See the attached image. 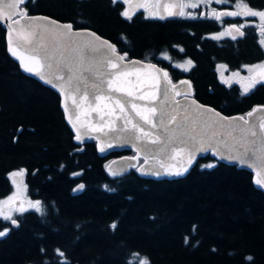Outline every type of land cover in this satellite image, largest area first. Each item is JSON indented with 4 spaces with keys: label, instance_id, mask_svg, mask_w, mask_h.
<instances>
[{
    "label": "trees",
    "instance_id": "1",
    "mask_svg": "<svg viewBox=\"0 0 264 264\" xmlns=\"http://www.w3.org/2000/svg\"><path fill=\"white\" fill-rule=\"evenodd\" d=\"M66 1L43 0L58 8ZM84 3V15L103 28L120 23L104 4ZM260 3L254 7L261 11ZM212 24L193 22L192 35L182 24L133 28V52L174 41L185 47L180 56L186 57L192 47L195 65L173 69V79L187 77L199 102L243 115L264 104V80L257 77L242 94L239 85L218 79L215 63L233 69L258 60L261 46L254 36L200 40L199 32L214 30ZM114 155L99 156L93 139L73 140L57 94L21 72L0 24V199L12 188L8 173L26 169L27 195L45 208L43 215L16 214L18 226L0 218V231L9 229L0 237V264H264V193L253 186L251 172L207 154L175 179L143 177L134 168L111 176L105 165ZM207 164L215 167H201ZM78 183L84 187L74 192Z\"/></svg>",
    "mask_w": 264,
    "mask_h": 264
},
{
    "label": "snow or ice",
    "instance_id": "2",
    "mask_svg": "<svg viewBox=\"0 0 264 264\" xmlns=\"http://www.w3.org/2000/svg\"><path fill=\"white\" fill-rule=\"evenodd\" d=\"M2 2V0H0ZM115 3L116 0H113ZM125 3H129L130 0H124ZM27 3V0H7L6 3H2V6H0V18L7 17V21H12L11 23H8V30H9V37H8V43H9V51L11 54L15 57H17L20 60L21 67L24 69V71L32 73L36 75L40 80L44 81L47 84H50L54 88H59L61 91V94H65V90L72 91L75 90L77 93L81 91L79 85V82L83 79L82 75V69L76 67L73 65V63L68 60L66 57L61 54L59 59L55 58L54 52H49L48 47L46 44L43 43V40L45 38V33H51L57 31V29L52 28L48 25H39L35 23V18H28L27 11L25 8L20 7L22 5H25ZM229 4L230 0H178V2H172V3H166L164 4V8L166 10L167 16H187L190 18H196L193 13L186 12L185 9L192 8L196 9L200 7L201 4H204L205 6H210L211 4ZM143 7V5H141ZM236 10L232 11H217L216 9H212L211 12L207 13H200V16H207L208 18H214L216 20H221L224 16H230V17H259L262 21L261 24V34L264 35V10L256 11L253 10L247 3L242 2V0H237L236 5L234 6ZM5 9H7V12H5ZM121 15L131 18L129 15V12L125 10L121 13ZM13 16H20L21 19L14 20ZM161 19H164V16H160ZM6 21V22H7ZM52 24H55L56 22H51ZM19 26V27H17ZM247 23H242L239 26L236 24L231 25V29L235 30L239 35L243 36L244 32L242 29L247 27ZM60 31V36L65 39H71L74 36L81 35L80 33L72 32V25H61L58 26ZM64 30H67L66 32ZM15 31L17 33L15 41L12 39V32ZM224 33H221L220 35H223ZM90 36L94 37L95 39H90L83 41L76 51H87L92 59L93 63L97 66V71L100 67H102L105 63H107L111 68V73H105V72H99V80L98 82H95L91 85V88L93 89V94L96 92H104L105 89L103 87L104 85V76H110L113 77L112 79H108L107 84L108 88L110 89L108 99L115 101V107L119 108V111L123 114L122 119H125V129L127 128L128 124H131L133 132H130L128 136H126L123 140L124 143H132L135 145L136 141H143L148 139L150 136L153 138L148 140L147 144H143L142 147L145 149L146 153L150 152L151 149L149 148V145H161L163 144L164 148H168L172 146V141L176 138L175 136V129H170L168 127L169 124L175 123L177 127H180L177 115H174L170 112L165 111V105L171 104V101L173 97L169 96V85H171V91L175 92V95H180L181 93L179 91H176L177 86L172 83L169 74L167 71H164L163 69L157 68L154 64H147L145 67L152 69L155 73L154 76H151V86L155 87L157 91L162 93L163 99L159 101L161 107L160 111L157 112L155 108L148 107L147 104H134L132 103V109L136 112V115L140 117V119L144 122V124H150L152 128H157L158 126L163 128L166 133H168V136L166 139L162 140L160 136L153 135L152 132L149 130H146L145 127L140 124L138 121L134 122L130 118H126L129 114L127 113L126 106L131 103V101L128 99V97L132 96L133 93L129 89L123 86V77L127 76L128 73L121 71V69H127L133 65H135L137 62L130 61L129 63H121L126 60L127 53L124 55H119L117 53V49L114 45L108 44L107 41H101L99 37H96L95 33H90ZM214 38H219L214 37ZM233 39H236L235 36L232 37ZM99 41V43H97ZM16 43L18 47H24L26 50L30 51L32 53L31 56L28 57V60L30 63L26 64L24 58L21 56H18L17 51L15 48L12 47L13 43ZM261 44L264 45V40H261ZM165 59H170L167 55V53H162ZM83 56L80 57L79 63H83ZM115 61V62H113ZM187 65L190 67L192 65V61L188 60L185 62V64L177 65L178 67L183 68L185 71L188 70V67H185ZM252 68H261L264 69V63L260 65H253ZM89 71H92L93 69L90 67L88 69ZM251 70V69H250ZM162 74V75H161ZM234 75H238V73H235ZM260 79L264 80V72L260 74ZM258 81L256 79H252L251 82L247 85H241L243 89L242 94H247L257 83ZM181 84H188L187 81H182ZM85 85H87V81L85 80ZM190 86V85H189ZM85 93L87 95V88H85ZM114 93H126V95L116 97ZM185 95V111L195 105V111L197 113V116L192 120L191 128L186 129L182 135H187L189 137V141H191V146L188 150V160L187 165L190 167L194 161L197 158V153H203L207 151H211L214 156L218 157L221 160H227L229 162L237 161L242 166H247L248 168L256 170V179L254 180V183L260 186H264V145L261 146L259 151L256 149H249L246 148L244 153L240 154L237 153L233 155L234 148L233 146L228 145L226 142H216L212 143L213 139L217 135L216 132H212L211 135L204 139L201 135V138L197 140V134H193L196 128L197 121H201L202 126L205 129H210L214 125L219 124L220 127H227L230 125L231 122L236 120H242L245 125H248L246 129H242L243 132H245V135L250 134L251 136L255 137L257 136V132L255 131L256 124L250 122L249 120H246L244 117H232V118H220L219 113H214V110L212 109H205L203 106L198 105L195 100H192L191 103H187V97L188 93H184ZM102 96H96L97 100L103 99ZM136 99L141 101H155L157 99L156 93H146L145 95H140L136 97ZM75 103V101H74ZM181 106L180 101L175 102V109H179ZM99 107V106H98ZM115 111V108L113 109ZM260 111V108L254 107L250 112H248L246 115L248 117L253 116L254 113ZM65 113H68V108L65 106ZM214 113V114H213ZM159 117V125L155 122L153 117ZM219 118V119H218ZM185 120L188 119V116L185 115ZM167 120V123H166ZM225 121H228L229 123L226 124ZM69 122L71 123V119H69ZM73 127L75 128L76 125L73 124ZM259 127L264 130V116L260 117V124ZM122 131L124 129H121ZM136 133H139L137 135ZM230 135V133H228ZM77 140L81 139V136L79 132L76 136ZM235 139V138H234ZM189 141H181V144H184L187 146L189 144ZM221 143H224V147L228 149L227 152H224L221 150ZM254 143V142H253ZM112 145H107V147H111ZM105 149L102 147L100 148V151H104ZM163 150V149H162ZM183 149H179V152H182ZM249 152H251V155L249 156ZM131 159H136V157H132ZM172 159H175V157H172ZM145 163H147V157L145 159ZM160 167L164 169V172L160 171H152L153 175L161 176L163 174L168 175H176L180 176L183 175L185 172L188 171V167H185L181 165L180 167H174V166H166L163 162L160 163ZM201 167H207L212 168L215 167V164H207L202 165ZM170 168H173L174 170H170ZM24 169H20L18 172H13L10 174V176L13 178V185H17V181L15 177L22 176L24 174ZM151 171V170H150ZM78 175V173H77ZM112 175H117V173H112ZM79 188H83L84 185H79ZM75 191V189H74ZM27 189L25 186L24 189V195H26ZM21 191L19 187H16V190L9 195L5 199H0V217H3L4 220L11 221V224L14 226H18L17 219L15 218L16 214H23L25 212H28L29 210H34L41 215L44 214L45 208L41 201L36 200H27V207H25L24 201L21 200ZM20 200L19 206H17L16 202ZM111 227L114 229L116 227L115 222L111 225ZM9 229H4L3 231H0V237H3L7 234ZM185 242L187 243V238L185 239ZM41 251H44L43 249ZM57 253L59 256L63 257L64 253L61 252L59 249H57ZM249 260H251V257H248ZM140 264H147L146 259H141Z\"/></svg>",
    "mask_w": 264,
    "mask_h": 264
},
{
    "label": "water",
    "instance_id": "3",
    "mask_svg": "<svg viewBox=\"0 0 264 264\" xmlns=\"http://www.w3.org/2000/svg\"><path fill=\"white\" fill-rule=\"evenodd\" d=\"M6 2L7 0H2V2H0V6H2V3H6ZM5 12H7V9H5ZM27 16L28 18H35L36 24L48 25L52 28L57 29V31L55 32L45 33V38L43 40V43L47 45L49 52H54L56 59H59L61 54H63V56L66 57L68 60H70L74 66L82 69L83 79L79 82L78 85L81 91L77 93L75 90L72 91L65 90V94L62 95L59 88H54L50 84H47L44 81L40 80L36 75L24 71V69L21 67L20 60L17 57L13 56L9 51L8 23H11L12 21H7V17L5 16L3 18H0V24L2 28L5 30V42L9 54L19 64L21 71L25 75L35 79L40 84L48 87L57 94L59 98V108L62 112L63 120L66 126L68 127V129L71 131L73 135V140L76 143L82 144L90 139H93L96 152L99 156H105L111 152H117L123 150H130L133 152L132 156L115 157L110 159L106 163L105 169L108 172V174H110L111 176H118L120 174H123L127 172L130 167L131 168L136 167L135 171L138 175L148 178L166 177L169 179H175V178L183 177L189 172L190 168L193 165L192 164L190 167H188L187 165L188 150L191 146V141H189V137L187 135H182L181 133H183L186 129L191 128L192 120L197 116V113L194 110L195 105L190 107L187 110V112L185 111L184 105L186 101H185L184 93L189 94L187 97V103L190 104L192 100H195L198 105L203 106L205 109H212L214 110V113H219L220 118L244 117L246 120H249L250 122L256 124L255 131L257 132V136L253 137L250 134L245 135V132L242 131V129H246L248 127V125H245L242 120L233 121L227 127H220L219 124H216L210 129H205L202 126L201 121H197L195 131L193 132V134H197V140L201 138V135L203 136L204 139H207L214 131L217 133V135L213 139L212 143H216L218 141L226 142L228 145L233 146L234 148V151L232 153L233 155L237 153L240 154L244 153L246 148L256 149L257 151H259L261 146L264 145V130H262L259 127L260 117L264 116V104L255 105L254 107L260 108V111L254 113L253 116L251 117H248L246 114L250 112L254 107L248 110L243 115L239 113L224 114L220 110L210 105L199 102L194 96L192 83L187 77H182L176 81H172L170 75L169 77L172 83L177 86L176 91H179L181 93L178 96L175 95V92L171 91V85H169V96L173 97V99L171 101V104L165 105V111L177 115V119L180 125V127H177L175 123L168 125L170 129L173 128L175 129L176 138L172 141V146L168 148H164L163 144L149 145L151 151L146 153L142 145L147 144L148 140L153 138L152 136H150L148 139L143 141H136L135 145H133L132 143H124L123 142L124 138L134 130L132 129L131 124H128L127 128L125 129V119L121 118L125 114L121 113L119 111V108L115 107L114 100L107 98L110 93V89L108 88L107 81L108 79H112L113 77L110 76L103 77L104 79L103 87L105 89L104 92L102 93L96 92L95 94H93V89L91 88V85L93 83L98 82L99 72L111 73L113 71L112 68L107 63H105L97 71L96 70L97 66L93 63V59L87 51H76L78 46L83 41L95 39L94 37L89 35L90 33H95V32L90 31L88 29L72 28L71 29L72 32L80 33L81 35L74 36L71 39H65L60 36V31L58 26L67 25L70 23L61 22L45 15H27ZM18 19H21V17L13 16V21ZM53 21L56 23L52 24L51 22ZM64 31L66 32L67 30ZM16 35L17 33L13 31L12 32L13 41H15ZM96 37H99L101 41H107L108 44L113 45L112 43H110L108 39L103 38L98 34H96ZM97 43H99V41H97ZM12 47L16 49L18 56L24 58L26 64L30 63V61L28 60V57L32 55L30 51L26 50L24 47H18L15 42L12 44ZM117 53L119 55H124V54H120L119 52ZM81 56H83L84 58L82 64L79 63ZM130 61H135L137 63L127 69H121V71L128 73L127 76L123 77V86L129 89L130 91H132L133 93L132 96L128 97L131 103L126 106L127 113L129 114L126 118H130L134 122L138 121L140 124H142L145 127L146 130L152 132L154 136L158 135L161 137L162 140H164L167 138L168 133H166L165 130L159 126L157 128H152L150 124H144V122L140 119V117L136 115V112L132 109L131 106L132 103L138 105L147 104L148 107L155 108L157 112L160 111L161 105L159 101L163 99V96L161 92L157 91L155 87L151 86L152 82L150 78L151 76H154L155 73L153 72L152 69L145 67V65L154 64L156 65L157 68L160 69L163 68L157 65L156 63L142 60L136 57L128 58L121 63L127 64ZM90 67L93 69L92 71L88 70ZM163 70L167 71L165 69ZM85 80L87 81V85H85ZM182 81H187L188 84H181ZM85 88H87V95L85 93ZM149 92L156 93L157 99L155 101L148 102V101H141L136 99V97L140 95H145L146 93ZM114 95L116 97H120L126 95V93H114ZM96 96H102L104 98L97 100ZM176 101H180L181 106L179 109H175ZM65 106H67L68 108L67 114L65 113ZM114 108L115 111H113ZM185 115L188 116L187 120L184 119ZM69 119H71L72 121L71 123L69 122ZM153 119L155 120L157 125H159V117L158 116L153 117ZM225 123L228 124L229 122L225 121ZM73 124L76 125L75 128L73 127ZM121 129L124 130L122 131ZM78 132L81 136L80 140L76 139ZM228 133H230V135H228ZM136 134L139 135V133ZM181 141H189V144L185 146L184 144H181ZM107 145H112V146L107 147ZM102 147L105 149L103 152L100 151V148ZM181 148L183 149V151L179 152V149ZM221 150L224 152L228 151V149L224 147V143H221ZM207 154H210L215 159H217L220 162H223L224 164L236 165L241 169H245L251 172L252 174L251 181L253 186L264 193V186H260L254 183V180L256 179V170L248 168L247 166H242L237 161L229 162L227 160H221L218 157L214 156L211 151L197 153L196 160L198 158L205 157ZM250 155L251 152H249V156ZM132 157H136V159H131ZM146 157H147V163H145ZM172 157H175V159H172ZM138 159H141L142 161L138 166H136ZM161 162H163L166 166L180 167L181 165H183L185 167H188V171L180 176L168 175V174H163L161 176L153 175L152 171L158 170L162 173L164 172V169L160 167ZM170 170H174V169L170 168ZM112 173H117V175H112ZM79 185H82V183H78L74 187L75 189L74 192H77L80 189L78 187Z\"/></svg>",
    "mask_w": 264,
    "mask_h": 264
},
{
    "label": "flooded vegetation",
    "instance_id": "4",
    "mask_svg": "<svg viewBox=\"0 0 264 264\" xmlns=\"http://www.w3.org/2000/svg\"><path fill=\"white\" fill-rule=\"evenodd\" d=\"M87 1H94L97 2V4L100 3L104 4L106 10L110 11L111 13H114L116 17L120 19V23H117L114 30L110 31L103 28L100 24L96 22V20L91 19L90 17H86L84 15V7L87 5V3L84 2ZM172 2H178V0H130L129 3H125L124 0H116L115 3L113 2V0H67L65 3L67 5H64L63 3L61 5V8H58L57 5L47 6L44 4L43 0H27V3L22 6L26 9L27 15H45L61 22L70 23L73 29H88L90 31H93L99 36L108 39L110 43H112L116 47L117 52H119L120 54L127 53L126 59L131 57H137L142 60L156 63L163 69L167 70L172 81H176L178 79V78L173 79L174 78L172 75L173 69H177L185 72V70H182L177 65H181V63L185 64V62L188 60L192 61V65L188 67V70L195 65V61L191 57L192 53L194 52L192 47L190 48L186 47L191 56L187 55L186 57H182L180 56V54H183L185 52V47L179 42L170 41V42L161 43L157 46H144L137 53L141 55L139 57L137 56V54L135 55L133 52V50H137L138 48L131 37L130 30L133 31V28L136 27L139 28L141 26H150L155 28L159 27L160 29V27H163L166 24L169 26H173V28L175 27L176 29L179 26L181 27L182 24L185 25V32H188L189 34L192 35L194 32V31L192 32V28H197V27H193L194 25H191L193 22L211 21L213 23L212 27H214V30L209 32H199L200 40L209 39L210 41H222L223 39H229L238 42L239 40L243 41L246 38L251 39L254 36L255 38H258V42H259V37L264 36L261 34L262 21L258 17L244 18V17L224 16L221 18V20H216L214 18H208L207 16H203V17L200 16V13L211 12L212 9H216L217 11L220 12L236 10L234 6L236 5L237 0H230L229 4L213 3L210 6H205L204 4H201L200 7L196 9H192V8L185 9L186 12L193 13L196 18H190L187 16L184 17L167 16L166 10L164 8V4L172 3ZM242 2L247 3L253 10L256 11H260V10L255 9L254 6L263 5V3L258 4V0H242ZM141 5H143V7H141ZM125 10L129 12L131 18L121 15V13L124 12ZM160 16H164L165 18L161 19ZM242 23L248 24L247 27L242 29V31L244 32L243 36L239 35L235 30L231 29V25L236 24L237 26H239ZM258 28L259 31L257 32ZM246 29L256 30L254 32L255 35L245 34ZM222 31L225 32V34L223 36H219ZM217 36L219 38H214ZM233 36H235L236 39H233L232 38ZM199 46L200 45L197 44L194 47L196 51L197 50L200 51ZM261 49L263 52L261 58H259L258 60L255 59L251 61L249 60L244 61L233 69H238L243 66H248L250 64H255L264 61V49L262 46ZM165 52L167 53L170 59L164 58L162 53ZM217 64H223L226 67H228V65L225 62H216L215 67L217 66ZM253 79H256V77ZM241 90L243 91L242 88ZM112 153H114L115 155L109 157L107 162L115 157H121V156L128 157L133 155L132 151L123 150V151L111 152L108 155L101 157H108ZM141 161H142L141 159H138L136 166H138L141 163ZM132 168L135 169L136 167H132ZM24 170L25 171L22 176L15 177L17 183L20 185H22L23 182L26 184L27 171L26 169ZM7 177L9 179V176ZM28 197L30 196L28 195Z\"/></svg>",
    "mask_w": 264,
    "mask_h": 264
},
{
    "label": "rangeland",
    "instance_id": "5",
    "mask_svg": "<svg viewBox=\"0 0 264 264\" xmlns=\"http://www.w3.org/2000/svg\"><path fill=\"white\" fill-rule=\"evenodd\" d=\"M221 33H224L225 34V32H223V31ZM223 35H219V36H223ZM261 40H264V36L259 37L260 45L264 49V45L261 44ZM262 63H264V61H261L259 63H255V64H250L248 66H243V67L238 68V69H231L229 67H226L223 64H217V66L215 67V69H216V72H217L218 79L220 81H222L224 84L236 83V84H238L241 87L242 84L243 85L249 84L251 82V80L253 78H255V77L256 78L257 77L260 78V74L264 71V69H261V68H252L251 66H253V65H260ZM181 64H184V63H181ZM185 67H188V66L185 65ZM181 69L184 70L183 68H181ZM235 73H238V75H234ZM13 172H18V170H12V171H10L8 173L9 180H10V182L12 184L11 191L5 197H3L1 199L7 198L9 195H11L16 190V187H19L20 188V191H21V194H22L21 195V200L24 201L25 207H27V200H32V201H36V200L28 197L27 193H26V195H24V189H25V186H26V184L24 182H23L22 185H20L18 183H17L16 186L13 185V178L10 176V174L13 173ZM16 204H17V206H19L20 200H18L16 202ZM0 218L3 219V217H0ZM7 221H9V220H7Z\"/></svg>",
    "mask_w": 264,
    "mask_h": 264
}]
</instances>
